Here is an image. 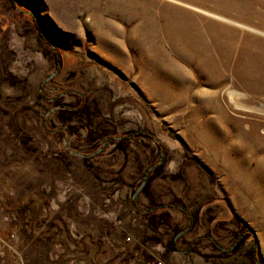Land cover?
Segmentation results:
<instances>
[{
  "label": "rangeland",
  "instance_id": "374dc122",
  "mask_svg": "<svg viewBox=\"0 0 264 264\" xmlns=\"http://www.w3.org/2000/svg\"><path fill=\"white\" fill-rule=\"evenodd\" d=\"M16 3L0 264H264V5Z\"/></svg>",
  "mask_w": 264,
  "mask_h": 264
},
{
  "label": "trees",
  "instance_id": "16d2710c",
  "mask_svg": "<svg viewBox=\"0 0 264 264\" xmlns=\"http://www.w3.org/2000/svg\"><path fill=\"white\" fill-rule=\"evenodd\" d=\"M13 5L14 4H17L16 3V0H9ZM29 16L31 17V15L29 14ZM32 18V17H31ZM37 27V26H36ZM37 29L39 30V33H40V36L44 39L45 38V35L42 33L41 29L39 27H37ZM46 40V38H45ZM62 64H63V60H62V56L60 55L59 51L57 50L56 47H54V66L57 70L61 69L62 68ZM137 137H141V138H151L148 134H145V133H141V134H129L127 135V138L125 140H129V139H134V138H137ZM133 202V201H132ZM248 234L244 233V235L241 237H244V236H247Z\"/></svg>",
  "mask_w": 264,
  "mask_h": 264
},
{
  "label": "bare ground",
  "instance_id": "6f19581e",
  "mask_svg": "<svg viewBox=\"0 0 264 264\" xmlns=\"http://www.w3.org/2000/svg\"><path fill=\"white\" fill-rule=\"evenodd\" d=\"M259 2L264 5V0H259Z\"/></svg>",
  "mask_w": 264,
  "mask_h": 264
}]
</instances>
